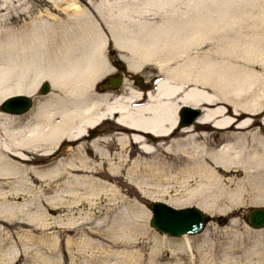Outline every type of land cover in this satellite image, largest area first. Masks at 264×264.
<instances>
[{"label":"bare ground","instance_id":"6f19581e","mask_svg":"<svg viewBox=\"0 0 264 264\" xmlns=\"http://www.w3.org/2000/svg\"><path fill=\"white\" fill-rule=\"evenodd\" d=\"M41 1L44 7L33 10L22 3L14 5L20 0H0V102L16 94L32 95L38 84L46 79L53 84L52 89L63 91L64 95L66 87L72 86L73 90L69 92L76 95L73 100H63L51 94L45 105L38 104L26 116L12 118V115L0 112V178H14L12 181L17 187L5 181L11 195L24 187L36 193L33 183L38 174L56 178L64 167L39 172L30 164L38 154L53 150L60 139H82L86 130L105 119H114L122 128L146 133L129 135L117 131L119 136L116 138L120 142L133 141L142 152L149 153L153 142L164 145L167 141H159V138L170 137L181 106L213 105L217 100L201 94L195 87L188 89L187 85L198 86L206 75L209 79L204 80L210 81L209 86L215 91L220 90L212 84L210 77L217 79L216 68L221 66L223 83L227 81L229 68H237L235 72L239 70L240 74L231 83L227 81L221 86L218 98L230 103L232 109H206L197 121L201 126L209 124L216 130H224L218 139L219 149H211L206 156L223 169H239L237 172L244 180L235 182L233 192L240 199L248 197L251 203L264 202V132L260 128L250 129L256 120L242 116L243 113L255 116L264 107V92L263 96H258L257 87H262L260 76L241 65L231 64L232 59L241 58L243 52L234 54L236 41L227 38L229 23L233 20L231 16L237 10L232 7L233 0ZM155 15L158 18L152 17ZM151 17L153 21H150ZM18 18H23L25 23L21 24ZM259 33L251 32L253 41ZM108 40L117 50L129 54L122 60L130 71L148 65L160 70L158 73L163 80L148 96L147 105L135 109L129 107L128 103L140 96L138 92H130L127 98L108 95L93 101L86 100L83 91L79 92L90 87L100 74L111 72L106 57H102ZM206 40L214 48L212 53L200 59L195 52L189 54ZM243 44L237 43L238 49ZM246 53L254 57L252 62L264 60L261 43L248 45V50H244L245 58ZM173 63L175 67L170 66ZM10 77H15L14 83L8 82ZM111 98L114 100L109 103ZM230 112L237 117L229 116ZM73 120L77 127L72 124ZM260 121L264 125V117ZM233 129L236 131H227ZM79 146L83 145L80 143ZM93 149L98 153L96 148ZM196 155L198 151L193 154ZM16 158L23 162L18 163ZM4 187L0 182V191ZM86 187L92 195L100 189L94 182ZM0 195L2 198L7 196L3 192ZM46 201L50 203L48 199ZM86 201L77 197L68 205L81 203L85 206ZM19 211L21 213L23 209L18 205L1 200L0 217L10 218ZM114 212L112 210L109 217L102 218L94 229L98 231L99 227L108 225V233L114 235L119 223V216ZM150 240L159 249L172 247L154 234H150Z\"/></svg>","mask_w":264,"mask_h":264},{"label":"rangeland","instance_id":"374dc122","mask_svg":"<svg viewBox=\"0 0 264 264\" xmlns=\"http://www.w3.org/2000/svg\"><path fill=\"white\" fill-rule=\"evenodd\" d=\"M20 3L33 10L44 7L41 0H20L14 5ZM232 4L237 10L231 16L233 20L229 23L231 27L227 38L236 41L237 50L233 51L234 54L243 52L237 60L233 55L235 59H232L231 64L241 65L260 76L262 87H257L258 96H263L264 60L262 63L258 59L252 62L254 57L246 53L245 58L244 50L247 51L248 45L254 42L264 47V9L261 8L264 0H233ZM152 17L158 18L157 15ZM18 19L21 24L25 23L23 18ZM252 31H260L254 41L250 35ZM241 42L244 44L238 49L237 43ZM209 43L208 40L204 41L190 50L189 54L195 52L199 59L205 57L214 50ZM104 48L102 57L104 55L106 59L112 53L114 58L129 55L115 50L111 40L107 41ZM216 61L219 62V59ZM122 64L128 67L125 61ZM176 64L170 66L175 67ZM111 68L112 72L100 74L90 87L79 90L84 92L86 100H100L108 95L114 98L122 94L128 96L130 91L138 90L124 76L119 92L110 89L103 94L96 92L99 82L117 74L112 65ZM221 69V66L216 68L217 79L210 77L212 84L220 87L218 91L209 86L210 81L204 80L209 79L206 75L198 86L187 85L188 89L195 87L201 94L217 99L215 105L203 104L205 109L217 106L232 109L230 103L218 98L221 86L227 81L231 83L240 73L239 70L235 72L237 68H229L227 81L223 83ZM158 72L160 70L157 66L148 65L137 73L148 80L146 78H152L155 74L161 77ZM8 82L14 83L15 77H10ZM43 83H48L51 88L46 96L39 93ZM52 87L53 84L46 79L38 84L32 95L21 93L30 96L34 102L33 108L22 116L29 115L38 104L45 105L44 102L51 94L63 100L75 98V92H69L73 90L70 85L66 87V95ZM114 98L108 102L112 103ZM256 114L251 117L256 120L254 126L262 128L258 120L264 112L260 109ZM228 115L237 117L233 112ZM242 116L250 117L245 113ZM104 122L107 130L98 138L87 140L84 137L75 140L72 146L63 148L61 144L67 140L65 137L50 152L36 156L30 167H35L39 172L64 167V171L57 174L56 178H44L38 174L33 183L36 193L24 187L11 195L6 182L14 183V178H0V182L5 185L0 193L7 195L6 198L0 195V202L5 199L7 203L23 209L10 218L0 217V264H264V229L253 230L245 223L248 210L262 207L264 202L256 204L251 203L248 197L240 199L233 192L235 182L244 180L237 172L239 169H223L206 156L211 149H219L221 144L218 139L224 130H216L209 127V124L207 127L194 124L185 131L159 138V141L167 143L163 145L161 142H153L151 151L145 153L133 141L122 143L116 138L119 136L117 131H131L121 129L114 119ZM72 124L74 127L78 125L76 120ZM80 143L83 146H79ZM196 151L198 155L194 157ZM202 154L204 156L201 157ZM16 160L18 163L23 162ZM91 182L100 187L96 195H92L86 187ZM17 186L14 183V187ZM77 197L90 200L91 203L86 201L85 206H81V203L68 205ZM152 202H162L177 209L194 207L201 210L208 219L199 234L172 238L152 228L149 211ZM29 207L31 211L28 212L26 209ZM72 207L74 209L70 210ZM112 210L119 216L114 235L108 233V225L96 231V224L102 218L109 217ZM150 234L157 235L163 242H169L172 247L159 249L150 240Z\"/></svg>","mask_w":264,"mask_h":264},{"label":"water","instance_id":"95a60500","mask_svg":"<svg viewBox=\"0 0 264 264\" xmlns=\"http://www.w3.org/2000/svg\"><path fill=\"white\" fill-rule=\"evenodd\" d=\"M118 80H109L100 85L101 90H105L109 84L111 88L118 86ZM48 92V85L44 84L41 93ZM30 108V100L24 96H14L8 98L0 107V111L11 114L20 115L25 113ZM201 115V110L190 107H183L179 111V126L189 127L196 118ZM89 135L92 131L88 132ZM65 147L68 143L64 144ZM152 213L151 225L160 232H164L170 236L176 237L183 234H196L202 227L204 219L203 214L194 208H186L175 210L162 203H152L150 206ZM247 224L253 228L258 229L264 227V207L254 208L248 212Z\"/></svg>","mask_w":264,"mask_h":264},{"label":"flooded vegetation","instance_id":"af4514ba","mask_svg":"<svg viewBox=\"0 0 264 264\" xmlns=\"http://www.w3.org/2000/svg\"><path fill=\"white\" fill-rule=\"evenodd\" d=\"M112 63L117 68V74L114 75L115 77L121 78L122 75L126 76L127 78H129L128 81L133 84L134 88H137L138 90H140L142 92V97L139 100L142 102H138V104L134 106V108L139 107L140 104L143 103V100H144V97L146 96V94L153 90L152 79L144 80L143 76H133V75L127 74L125 72V69L123 68V66H121L119 63H117L116 60H113ZM105 124H102L100 127L97 128V134H102V133H104V131L107 130L105 128L106 127ZM137 133H139V132H137ZM141 134L147 135L146 133H141Z\"/></svg>","mask_w":264,"mask_h":264}]
</instances>
